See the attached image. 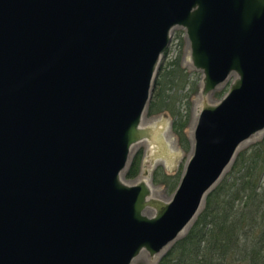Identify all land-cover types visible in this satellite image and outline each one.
Listing matches in <instances>:
<instances>
[{
  "label": "water",
  "instance_id": "obj_1",
  "mask_svg": "<svg viewBox=\"0 0 264 264\" xmlns=\"http://www.w3.org/2000/svg\"><path fill=\"white\" fill-rule=\"evenodd\" d=\"M175 28L201 104L166 202L122 172L159 139L143 118ZM262 133L264 0H0V264L153 257Z\"/></svg>",
  "mask_w": 264,
  "mask_h": 264
},
{
  "label": "trees",
  "instance_id": "obj_2",
  "mask_svg": "<svg viewBox=\"0 0 264 264\" xmlns=\"http://www.w3.org/2000/svg\"><path fill=\"white\" fill-rule=\"evenodd\" d=\"M186 82L177 59L162 67L146 109V116L166 113L172 118V131L184 149L189 143L187 120L177 107L175 92ZM140 162L139 152L124 173L126 179L136 177ZM171 178L159 168L153 174L154 182ZM171 186L175 189L176 180ZM157 264H264V135L238 151L186 235Z\"/></svg>",
  "mask_w": 264,
  "mask_h": 264
},
{
  "label": "rangeland",
  "instance_id": "obj_3",
  "mask_svg": "<svg viewBox=\"0 0 264 264\" xmlns=\"http://www.w3.org/2000/svg\"><path fill=\"white\" fill-rule=\"evenodd\" d=\"M187 45L188 44L184 29L175 28L172 33L171 43L161 58L160 67L158 69L159 72L162 67H167V64L177 59L180 68H182L187 74L188 82L183 84L182 87H177L178 90L175 92L177 107L181 113L185 115L187 120L185 127V134L188 137L189 142L187 148L184 149L181 147L178 137L172 131V118L168 114L160 113L153 116H144L143 124L156 126L159 131V139L155 144L145 141L134 145L131 149L129 163L124 170V173L130 166L133 156L140 152L141 162L138 174L134 179L129 180L126 179L124 175L122 176L123 179L130 184H133L135 180H146L152 189V195L155 198L166 202L170 200L175 190L172 188L171 182L176 180L178 183L189 159L194 125L196 123L199 107L201 104V98L199 95L201 72L193 69L186 62V56L188 55ZM229 83L230 81H227L218 85L217 88L209 95L210 101L213 102L221 98L226 92ZM263 135L264 133L259 134L253 139H250L248 143H245L241 146L240 150L248 147L250 144L257 142L262 138ZM157 168L161 169L162 172L173 178H171L169 182H154L153 174ZM229 168L225 171V173L229 170ZM192 224L187 227V229L182 234H180L177 240L186 235ZM176 241L165 247L163 251L159 252L153 257H150L146 252L140 253L131 264H157L160 259L168 253Z\"/></svg>",
  "mask_w": 264,
  "mask_h": 264
},
{
  "label": "bare ground",
  "instance_id": "obj_4",
  "mask_svg": "<svg viewBox=\"0 0 264 264\" xmlns=\"http://www.w3.org/2000/svg\"><path fill=\"white\" fill-rule=\"evenodd\" d=\"M258 135H259V134H257V135H255V136L251 137L250 139H253L254 137H256V136H258ZM250 139H249L248 141H246L245 143H248V142L250 141ZM245 143H244V144H245ZM172 151H173V150H172ZM171 154H172V153H171ZM171 158H172V157H171ZM123 173H124V171L122 172V174H123ZM123 175H124V174H123ZM184 231H185V230H184ZM184 231H183V232H184ZM183 232H182V233H183ZM182 233H181V234H182ZM164 249H165V248H164ZM164 249H163V250H164ZM163 250H162V251H163Z\"/></svg>",
  "mask_w": 264,
  "mask_h": 264
}]
</instances>
